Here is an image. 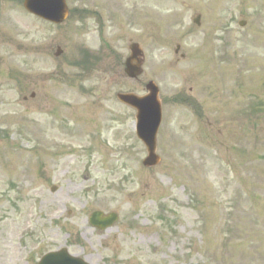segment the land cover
Wrapping results in <instances>:
<instances>
[{"label":"rangeland","instance_id":"rangeland-1","mask_svg":"<svg viewBox=\"0 0 264 264\" xmlns=\"http://www.w3.org/2000/svg\"><path fill=\"white\" fill-rule=\"evenodd\" d=\"M66 2L55 26L0 0V264H264V0ZM150 81L156 167L116 98Z\"/></svg>","mask_w":264,"mask_h":264},{"label":"water","instance_id":"water-1","mask_svg":"<svg viewBox=\"0 0 264 264\" xmlns=\"http://www.w3.org/2000/svg\"><path fill=\"white\" fill-rule=\"evenodd\" d=\"M25 9L42 19L50 21L55 24L63 23L68 16V8L65 0H25ZM199 22V18L196 21ZM132 52L131 58L126 62V74L130 78H137L142 73V52L139 46L132 45L130 48ZM59 49L57 56L61 54ZM133 61L136 64H133ZM149 95L145 97H137L132 94H120L118 99L133 108L138 112V136L146 144L149 152V157L144 161L146 166H154L158 164L159 158L155 155L156 148V134L161 122V106L158 100V88L150 83L147 85ZM118 217L116 214L104 216L101 212H95L90 218V223L99 228L107 229L111 227ZM39 264H85L81 259L69 256L65 249L46 255Z\"/></svg>","mask_w":264,"mask_h":264},{"label":"bare ground","instance_id":"bare-ground-1","mask_svg":"<svg viewBox=\"0 0 264 264\" xmlns=\"http://www.w3.org/2000/svg\"><path fill=\"white\" fill-rule=\"evenodd\" d=\"M142 181H143V182H147L146 179H143Z\"/></svg>","mask_w":264,"mask_h":264}]
</instances>
